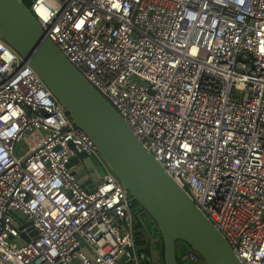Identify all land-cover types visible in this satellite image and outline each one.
Listing matches in <instances>:
<instances>
[{"label":"built area","instance_id":"built-area-1","mask_svg":"<svg viewBox=\"0 0 264 264\" xmlns=\"http://www.w3.org/2000/svg\"><path fill=\"white\" fill-rule=\"evenodd\" d=\"M27 8L241 264H264V0ZM79 152L103 168L91 189L67 165ZM131 205L91 138L0 36V264H151L135 247ZM179 259L203 260L189 246Z\"/></svg>","mask_w":264,"mask_h":264},{"label":"water","instance_id":"water-1","mask_svg":"<svg viewBox=\"0 0 264 264\" xmlns=\"http://www.w3.org/2000/svg\"><path fill=\"white\" fill-rule=\"evenodd\" d=\"M0 36L38 73L72 123L91 138L130 201L140 207L134 216L148 241L135 247L148 251L151 264H177L178 240L197 250L207 264H241L220 231L61 54L22 0H0ZM70 164H76L71 172L90 189L103 171L98 158L84 152L70 157Z\"/></svg>","mask_w":264,"mask_h":264},{"label":"flooded vegetation","instance_id":"flooded-vegetation-1","mask_svg":"<svg viewBox=\"0 0 264 264\" xmlns=\"http://www.w3.org/2000/svg\"><path fill=\"white\" fill-rule=\"evenodd\" d=\"M140 231H141V226H140L137 218L134 216L133 217V234H134V239L137 241V245L146 243L148 241V238L145 235H143V236L140 235V233H139ZM143 251L148 254L147 250H143ZM176 262H177V259H176Z\"/></svg>","mask_w":264,"mask_h":264},{"label":"rangeland","instance_id":"rangeland-1","mask_svg":"<svg viewBox=\"0 0 264 264\" xmlns=\"http://www.w3.org/2000/svg\"><path fill=\"white\" fill-rule=\"evenodd\" d=\"M19 145V142L16 144V147ZM21 151V150H20ZM131 209H132V211L134 212V211H136L137 209H138V206L137 205H131ZM150 228H152L151 226H150ZM188 247V245L185 243V242H183V241H181V240H178L177 242H176V249H175V254H176V256H177V262L179 263V261H180V259H179V255H180V253L184 250V249H186ZM199 264H207L206 263V261L205 260H202V261H200V263Z\"/></svg>","mask_w":264,"mask_h":264},{"label":"trees","instance_id":"trees-1","mask_svg":"<svg viewBox=\"0 0 264 264\" xmlns=\"http://www.w3.org/2000/svg\"><path fill=\"white\" fill-rule=\"evenodd\" d=\"M22 1H23L26 5H28L30 0H22ZM127 194H128V193H127ZM132 203H134V202L131 201V204H132ZM137 206H138V205H137ZM138 208H139V206H138ZM176 258H177V256H176Z\"/></svg>","mask_w":264,"mask_h":264}]
</instances>
